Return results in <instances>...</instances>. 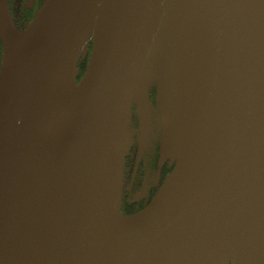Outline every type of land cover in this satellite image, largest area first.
Wrapping results in <instances>:
<instances>
[{
	"label": "water",
	"instance_id": "1",
	"mask_svg": "<svg viewBox=\"0 0 264 264\" xmlns=\"http://www.w3.org/2000/svg\"><path fill=\"white\" fill-rule=\"evenodd\" d=\"M0 38V264H264V0H45L24 30L0 0ZM155 82L177 162L116 229Z\"/></svg>",
	"mask_w": 264,
	"mask_h": 264
},
{
	"label": "flooded vegetation",
	"instance_id": "2",
	"mask_svg": "<svg viewBox=\"0 0 264 264\" xmlns=\"http://www.w3.org/2000/svg\"><path fill=\"white\" fill-rule=\"evenodd\" d=\"M13 22L18 30L25 29L41 9L45 0H7ZM93 39L90 40V46ZM91 49H89L90 55ZM3 43L0 38V70L3 60ZM155 87H152L151 97L156 104ZM149 123L148 133L143 150H141V124L133 108L132 124L134 126V141L125 157L124 187L122 191L121 210L127 215L143 210L157 194L167 176L172 172L176 161L162 152V126L159 117ZM160 123V124H159Z\"/></svg>",
	"mask_w": 264,
	"mask_h": 264
},
{
	"label": "bare ground",
	"instance_id": "3",
	"mask_svg": "<svg viewBox=\"0 0 264 264\" xmlns=\"http://www.w3.org/2000/svg\"><path fill=\"white\" fill-rule=\"evenodd\" d=\"M190 101L192 102V98L187 92H185L184 94H181V98L176 102L177 122H178V127H179L180 132L183 131L184 125L186 123ZM96 152L98 153V156L96 157L97 159L96 162L99 167L101 166V168H99V172L96 175L97 184H98V191L95 194L96 212L98 210L99 212H101V210L105 208L106 206V203L104 200L108 194L109 176H108V173L103 169L102 164L98 162V158L100 157L99 155L101 152L100 149L97 148ZM115 222H116L115 228L119 229V228L126 227L127 225H129L131 221L129 220V218L121 217L119 216V214H117L115 217Z\"/></svg>",
	"mask_w": 264,
	"mask_h": 264
},
{
	"label": "rangeland",
	"instance_id": "4",
	"mask_svg": "<svg viewBox=\"0 0 264 264\" xmlns=\"http://www.w3.org/2000/svg\"><path fill=\"white\" fill-rule=\"evenodd\" d=\"M22 30H24V29H22ZM88 54H89V52H88ZM88 54H87V56L84 58V59H82L81 60V62H80V65H79V67H80V74H79V79L78 80H80V77L82 78V76L85 74V72H86V69H87V66H88V62H89V58H90V55L88 56ZM151 68H152V65H151ZM152 87V86H151ZM154 87L156 88V87H158V85H157V82H155V85H154ZM151 90H152V88H150V120H149V123L151 122V120H153V124L155 123L154 121H157V118L159 117V120H160V116H159V114H158V109L160 108V103H159V94L158 93H156V98H155V100H156V104H157V107L158 108H156L155 107V105H154V103H153V101H152V97H151ZM176 93H177V100H176V102L181 98V95H178V89H177V91H176ZM160 124V123H159ZM134 126H133V124H132V122H131V125H130V128H129V130L130 131H132V133H133V131H134ZM161 138H162V135H161ZM133 141H134V135H133ZM163 142V141H162ZM161 146H162V152L164 153V155H166V156H168V157H170V158H172L173 160H175L176 162H177V160H176V158L175 157H173V156H171L170 155V153H169V151H168V149L167 148H163V145H162V143H161ZM169 176V175H168ZM167 176V177H168ZM123 179H124V177H123ZM167 179V178H166ZM165 182V181H164ZM164 184V183H163ZM162 184V185H163ZM162 185H161V187H162ZM123 187H124V183H123ZM122 187V188H123ZM123 191V190H122ZM121 203H122V196H121V199H120V203H119V211L121 212V214L120 213H118L119 214V216H121V217H124V216H130V215H127L125 212H122V210H121ZM141 211V210H140ZM139 211V212H140ZM138 213V212H137ZM134 214H136V213H134ZM131 215H133V214H131Z\"/></svg>",
	"mask_w": 264,
	"mask_h": 264
}]
</instances>
